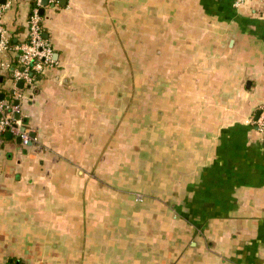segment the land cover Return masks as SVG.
Segmentation results:
<instances>
[{
  "label": "crops",
  "instance_id": "1",
  "mask_svg": "<svg viewBox=\"0 0 264 264\" xmlns=\"http://www.w3.org/2000/svg\"><path fill=\"white\" fill-rule=\"evenodd\" d=\"M234 3L43 6L53 64L0 69L30 137H0V264H264V0Z\"/></svg>",
  "mask_w": 264,
  "mask_h": 264
},
{
  "label": "built area",
  "instance_id": "2",
  "mask_svg": "<svg viewBox=\"0 0 264 264\" xmlns=\"http://www.w3.org/2000/svg\"><path fill=\"white\" fill-rule=\"evenodd\" d=\"M29 2V14L26 25L25 41L20 45L11 43L10 36L4 28L2 19L5 12L10 7V1L0 2V56H4L8 51L16 52L17 56L14 65L8 59L0 61V69L11 71L13 83L22 82L25 86L32 85L35 74L41 73L45 67L53 64V50L42 31V15L40 10L45 6L54 7L58 0H27ZM246 0H235L234 6L240 7ZM19 100L22 99L20 90L14 89L13 99H0V137L9 134L18 137L22 144L29 142L30 137L26 132H21L16 119L20 115ZM255 131L264 138V106L257 112V118L253 122Z\"/></svg>",
  "mask_w": 264,
  "mask_h": 264
},
{
  "label": "water",
  "instance_id": "3",
  "mask_svg": "<svg viewBox=\"0 0 264 264\" xmlns=\"http://www.w3.org/2000/svg\"><path fill=\"white\" fill-rule=\"evenodd\" d=\"M62 1H65V0H62ZM0 2H4V0H0ZM42 5L45 6V5H46V2L43 1V2H42ZM40 13H42V9L40 10ZM0 81H1V78H0ZM16 86L20 87V86H21V82H20V81L17 82ZM0 99H3V96H2V95H0ZM23 129H24V128H21L20 131L22 132ZM31 138H33V135H31ZM19 141H20L19 138H17V142H19Z\"/></svg>",
  "mask_w": 264,
  "mask_h": 264
}]
</instances>
